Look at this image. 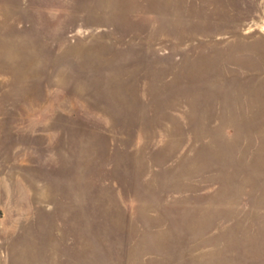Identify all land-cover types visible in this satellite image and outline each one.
<instances>
[{"label":"rangeland","instance_id":"rangeland-1","mask_svg":"<svg viewBox=\"0 0 264 264\" xmlns=\"http://www.w3.org/2000/svg\"><path fill=\"white\" fill-rule=\"evenodd\" d=\"M0 264H264V0H0Z\"/></svg>","mask_w":264,"mask_h":264},{"label":"water","instance_id":"water-1","mask_svg":"<svg viewBox=\"0 0 264 264\" xmlns=\"http://www.w3.org/2000/svg\"><path fill=\"white\" fill-rule=\"evenodd\" d=\"M1 214V213H0Z\"/></svg>","mask_w":264,"mask_h":264}]
</instances>
